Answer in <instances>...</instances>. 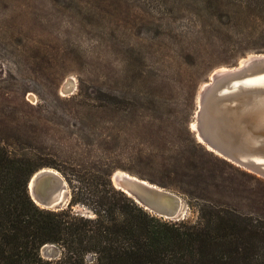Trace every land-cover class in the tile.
Instances as JSON below:
<instances>
[{"label": "rangeland", "instance_id": "rangeland-1", "mask_svg": "<svg viewBox=\"0 0 264 264\" xmlns=\"http://www.w3.org/2000/svg\"><path fill=\"white\" fill-rule=\"evenodd\" d=\"M249 53H264L263 0H0V116L62 177L64 160L108 156L145 171L132 159L189 127L199 85Z\"/></svg>", "mask_w": 264, "mask_h": 264}, {"label": "trees", "instance_id": "trees-1", "mask_svg": "<svg viewBox=\"0 0 264 264\" xmlns=\"http://www.w3.org/2000/svg\"><path fill=\"white\" fill-rule=\"evenodd\" d=\"M26 134L0 116V264H264V179L208 151L187 123L138 152L132 160L145 171L110 156L64 160L59 170L70 199L56 211L27 193L34 171L57 166L38 156ZM117 168L184 195L196 221L163 219L138 206L110 184ZM75 204L94 216L75 213ZM47 244L58 246L57 257L40 255Z\"/></svg>", "mask_w": 264, "mask_h": 264}, {"label": "water", "instance_id": "water-1", "mask_svg": "<svg viewBox=\"0 0 264 264\" xmlns=\"http://www.w3.org/2000/svg\"><path fill=\"white\" fill-rule=\"evenodd\" d=\"M259 75H264V53H249L234 66L215 68L197 88L189 129L208 151L264 179V87L245 89L237 84L231 90L234 83ZM68 81L65 92H70ZM109 182L151 214L167 220L184 217L185 199L174 191L120 169L111 172ZM26 190L44 209L58 210L69 202L66 181L50 167L34 171Z\"/></svg>", "mask_w": 264, "mask_h": 264}, {"label": "bare ground", "instance_id": "bare-ground-1", "mask_svg": "<svg viewBox=\"0 0 264 264\" xmlns=\"http://www.w3.org/2000/svg\"><path fill=\"white\" fill-rule=\"evenodd\" d=\"M237 84H240V86L245 89L252 87H257V88L264 87V75L253 76V77L245 78L240 82H236L232 85L231 90L237 89ZM66 85L68 90H72L74 86V80L72 78L71 79L69 78V81L67 82Z\"/></svg>", "mask_w": 264, "mask_h": 264}]
</instances>
